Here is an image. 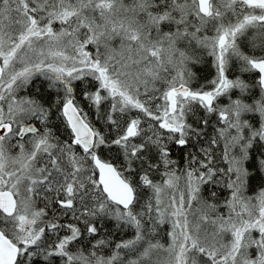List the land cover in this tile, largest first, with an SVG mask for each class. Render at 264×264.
<instances>
[{
  "label": "snow or ice",
  "instance_id": "snow-or-ice-1",
  "mask_svg": "<svg viewBox=\"0 0 264 264\" xmlns=\"http://www.w3.org/2000/svg\"><path fill=\"white\" fill-rule=\"evenodd\" d=\"M0 264H264V0H0Z\"/></svg>",
  "mask_w": 264,
  "mask_h": 264
},
{
  "label": "trees",
  "instance_id": "trees-1",
  "mask_svg": "<svg viewBox=\"0 0 264 264\" xmlns=\"http://www.w3.org/2000/svg\"><path fill=\"white\" fill-rule=\"evenodd\" d=\"M199 67L201 69L200 75L204 76V77H207L208 79H211V76L209 75L207 66L206 65H201Z\"/></svg>",
  "mask_w": 264,
  "mask_h": 264
}]
</instances>
